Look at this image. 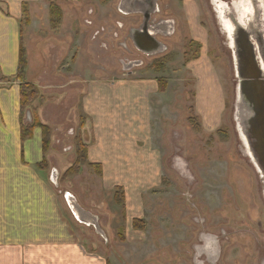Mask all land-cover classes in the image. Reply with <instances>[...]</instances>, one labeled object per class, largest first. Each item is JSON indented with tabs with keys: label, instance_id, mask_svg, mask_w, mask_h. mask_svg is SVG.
<instances>
[{
	"label": "rangeland",
	"instance_id": "rangeland-1",
	"mask_svg": "<svg viewBox=\"0 0 264 264\" xmlns=\"http://www.w3.org/2000/svg\"><path fill=\"white\" fill-rule=\"evenodd\" d=\"M162 1L168 6L165 12L177 17L176 33L166 39L164 53L136 55L144 63L133 66L132 74L120 59L133 55L119 46V40L128 36L135 20L119 12V0H43L38 17L32 20L30 14L28 23L22 22L27 58L23 80L39 92L23 111L22 123L31 109L34 121L38 116L51 136L44 150L43 130L33 128L32 138L38 131L42 139L38 171L58 191L68 213L67 190L96 212L106 237L74 217L75 229L89 250L110 264H264V181L236 123L239 79L230 42L216 19L227 7L242 21L243 9L249 7L250 13L252 8L246 0ZM260 1L258 13L246 19L256 24L260 15L264 25V0ZM53 2L60 12L51 22ZM220 24L224 27L222 20ZM126 44L131 47V40ZM16 76L0 73V82L21 88ZM132 77L166 86L155 127L161 173L142 143L138 148L144 159L130 161L148 171L146 180H155L151 188L152 181L131 185L135 193L147 188L142 196L144 231L132 229L129 215L114 199L117 189L107 186L95 168L86 163L67 173L78 161L79 144L91 140L84 135L81 108L88 84ZM210 109L212 118L206 121L203 114ZM133 158L127 155L122 162ZM54 167L58 185L50 179ZM200 243L210 244L212 254L209 247L205 252L196 248Z\"/></svg>",
	"mask_w": 264,
	"mask_h": 264
},
{
	"label": "crops",
	"instance_id": "crops-1",
	"mask_svg": "<svg viewBox=\"0 0 264 264\" xmlns=\"http://www.w3.org/2000/svg\"><path fill=\"white\" fill-rule=\"evenodd\" d=\"M25 4L32 20L37 18L43 0H0L3 77L13 76L18 70ZM17 85L0 82V264H108L107 258L91 252L82 241L73 214L68 213L58 191L38 171L41 133L36 131L32 139L22 140L23 111ZM86 89L81 108L86 118L84 135L91 137L87 143L89 163H101V179L107 186H124L126 214L130 217L127 221L135 229L133 223L142 216V196L147 188L135 193L131 185L134 181H152L148 184L151 188L155 180H146L143 175L148 171L138 170L137 163L130 161L144 159L138 148L142 143L161 173L155 127L158 105L166 92L161 91L158 80L134 77L96 80ZM208 112L203 114L206 121L212 109ZM131 154L132 160L122 162Z\"/></svg>",
	"mask_w": 264,
	"mask_h": 264
},
{
	"label": "water",
	"instance_id": "water-1",
	"mask_svg": "<svg viewBox=\"0 0 264 264\" xmlns=\"http://www.w3.org/2000/svg\"><path fill=\"white\" fill-rule=\"evenodd\" d=\"M255 21L256 24L250 20L245 25L235 21L231 48L239 79L235 119L264 181V25L260 15ZM32 120L28 111L26 122ZM58 175L54 167L50 179L55 185H58ZM64 197L77 221L93 226L98 234L106 237L98 215L85 209L70 191H65Z\"/></svg>",
	"mask_w": 264,
	"mask_h": 264
},
{
	"label": "flooded vegetation",
	"instance_id": "flooded-vegetation-1",
	"mask_svg": "<svg viewBox=\"0 0 264 264\" xmlns=\"http://www.w3.org/2000/svg\"><path fill=\"white\" fill-rule=\"evenodd\" d=\"M181 4V0H177ZM248 5L252 8L251 12L247 10L248 13L243 14L242 21L231 13H228L225 9L224 11L217 12L216 19L218 20L221 29L224 31L228 42L232 45V36L234 35V23L239 21L244 25L249 22L250 16L258 13L257 3L260 4V0H246ZM224 2V1H223ZM227 2V1H226ZM226 2L224 4H226ZM250 3V4H249ZM165 7H168L163 3L162 0H119V12L125 16L134 17L135 20L133 24L128 29V36L124 40H119V46H123L127 54L133 55V57L121 58L120 61L127 70L129 74L133 73V66H139L144 63L142 57L136 55H145L148 57H153L160 55L168 50V45L166 39L173 37L177 29V17L176 15H169L165 12ZM222 10V6H220ZM221 20L224 22V27L220 24ZM247 20V21H246ZM119 26L124 27L123 24L119 22ZM119 33V32H118ZM118 33L116 36H119ZM131 40V47L128 46L127 41ZM165 47V49H163ZM206 240L210 239L207 235L203 234ZM210 241V240H209ZM208 241V243H209ZM202 243L196 245L200 251H207L210 248L209 254H212L213 248L209 246L202 247ZM212 245V244H211Z\"/></svg>",
	"mask_w": 264,
	"mask_h": 264
},
{
	"label": "trees",
	"instance_id": "trees-1",
	"mask_svg": "<svg viewBox=\"0 0 264 264\" xmlns=\"http://www.w3.org/2000/svg\"><path fill=\"white\" fill-rule=\"evenodd\" d=\"M103 2H110L112 0H102ZM58 12H60V8L57 7V5H54V2L51 3V17L52 20L51 22H54V16L55 14H58ZM30 16V12H29V8L28 5L25 4L24 8H23V18L22 21H25L26 23L27 20L29 19L28 17ZM27 67V58H26V49H25V44L24 41L22 39V30H21V46H20V53H19V66H18V71H17V76L15 78L22 80L21 82V88H20V102H21V109L22 111L25 110L26 107H28V105L31 103V101L38 95L39 92L37 91L38 89L35 87L34 84H31L29 82L24 81V72L26 70ZM160 87H161V91L165 92L166 91V86L164 83H160ZM31 111V109H30ZM32 113V112H31ZM33 115V114H32ZM37 118V119H36ZM192 123L193 122V118H191ZM32 124L30 125H25L27 124L25 122V124H22V140L25 141L27 139L32 138L33 135V128L35 127H40L43 130V146H44V150L48 149L50 146V129L48 126L43 125L39 122L38 120V116L35 117V121L34 119L31 122ZM194 125V124H193ZM201 129V128H200ZM198 129V130H200ZM78 151L80 153L78 161H76L74 163L73 166L70 167V169H68L67 173H73L74 171L76 172V170H78L80 168V166H82V164H89L91 167L95 168L97 173L102 176L103 173V167L101 164L98 163H89V159H88V145L85 144L84 142H81L79 144V148ZM117 192L116 195L114 197L115 201L117 202V204H119L120 206L123 207L124 212L126 211V194H125V190L124 187L122 186H118L116 187ZM126 216V215H125ZM134 228L135 229H140L142 231H144V227H142L145 224V221L143 219H135L134 220ZM108 264H110V262L108 261Z\"/></svg>",
	"mask_w": 264,
	"mask_h": 264
},
{
	"label": "bare ground",
	"instance_id": "bare-ground-1",
	"mask_svg": "<svg viewBox=\"0 0 264 264\" xmlns=\"http://www.w3.org/2000/svg\"><path fill=\"white\" fill-rule=\"evenodd\" d=\"M248 8H249V7L246 6V7L243 9L242 13H243V14L248 13V12H247ZM249 10H250V9H249ZM251 17H252V16H251ZM251 17H250V18H251ZM247 20H248V19H247ZM247 20H246V21H247Z\"/></svg>",
	"mask_w": 264,
	"mask_h": 264
}]
</instances>
